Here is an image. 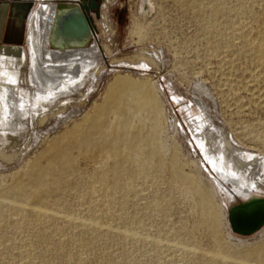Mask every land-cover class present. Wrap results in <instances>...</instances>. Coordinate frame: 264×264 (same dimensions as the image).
Returning <instances> with one entry per match:
<instances>
[{
  "label": "rangeland",
  "instance_id": "rangeland-1",
  "mask_svg": "<svg viewBox=\"0 0 264 264\" xmlns=\"http://www.w3.org/2000/svg\"><path fill=\"white\" fill-rule=\"evenodd\" d=\"M152 1L153 10L145 15L140 0H102L89 15L104 52L96 67L104 68L100 86L83 99L73 93L75 101L56 110H40L39 115L47 116L44 122L24 127L2 147L0 264H202L209 258L216 264H264L263 254L251 256L264 251V224L250 234L230 228L227 213L235 205L230 195L241 201L229 184L220 188L214 181L217 156L225 162L264 156V55L254 51L264 38V0ZM33 3L35 10L38 2ZM21 73V86L31 88L25 66ZM121 78L146 84L162 111L157 157L146 160L137 153L126 166L130 171L146 168L149 174L131 178L128 190L104 196L94 176L110 165L106 151L98 150L89 160L70 146L71 168L42 190L48 213L36 222L30 208L35 202L15 195L11 187L33 163L50 166V147L81 126L103 103L107 86ZM136 119L141 133L149 135L150 116L141 111ZM196 130L202 134L203 150L196 144ZM173 168L190 174L213 196L221 256L213 257V239L202 224L196 197L172 178ZM263 178V166L256 165L247 179L256 182L260 198ZM20 204L25 209L14 211ZM66 216L81 224L95 216L102 227L90 234L77 223L65 222ZM21 217L27 227L14 230ZM42 239L47 242L40 243Z\"/></svg>",
  "mask_w": 264,
  "mask_h": 264
},
{
  "label": "bare ground",
  "instance_id": "bare-ground-1",
  "mask_svg": "<svg viewBox=\"0 0 264 264\" xmlns=\"http://www.w3.org/2000/svg\"><path fill=\"white\" fill-rule=\"evenodd\" d=\"M83 1L85 0H36L38 2L36 9L32 11L28 20L26 48L19 49L15 54L0 55V155L2 147L11 139L10 136L19 137L24 127L31 125L33 128L34 125L45 121L47 116L39 115L40 110L50 108L51 112L52 107L56 110L64 103L71 102L74 99L71 97L73 93L78 92L77 98L83 99L100 86L104 68L96 70V67L100 64L104 52L96 43L91 22L82 15L78 7V3ZM106 2L102 4L104 9ZM140 9L145 15L150 14L153 10V1L140 0ZM216 12L217 9L214 13ZM209 21V24L213 25L216 20L215 18L213 20L212 16L209 17ZM99 24L104 28L103 20ZM89 40L91 41L88 43ZM51 43L57 47L51 48ZM254 51L260 56L264 55V38L257 42ZM24 66L25 76L31 83V88L21 86L23 82L21 69ZM62 110L65 111L64 108ZM141 111L146 112L151 118L149 135H143L140 131V123L136 115ZM161 115L162 111L146 84L129 78L116 80L107 86L104 101L93 114L87 116L81 126H73L63 143H55L50 147L51 165L42 166L37 162L33 163L25 172V178L15 181L11 191L25 198V201L32 199L35 202L30 208L36 222L40 223L48 213V206L42 199V190L48 182L54 185L57 177H63L70 170L71 160L68 153L70 146L76 147L89 160L96 157L98 150L106 151L110 165L94 176L101 185L104 196H108L111 192L128 190L131 178L146 176L150 172L146 168L130 171L129 167H126L131 164L134 155L142 153L146 160L157 157L160 143L156 132ZM203 141L202 134L197 133L196 130V144L201 150H203L201 147H204ZM217 158L214 167L215 183L220 188L222 183L229 184L241 201L238 203L235 196L230 195L232 201L235 199V205H232L227 213L230 228L229 218L232 220L239 213L252 214L253 211L258 225L263 224L264 198L255 194L256 182H248L247 179L254 166L259 165L264 168V156L246 155L232 162H225L220 156ZM172 162H175L174 156ZM156 166L158 170L161 169L160 160L157 161ZM172 178L183 182L188 191L196 197L202 224L213 239L215 250L213 257L221 256L224 249L218 238V212L213 203V196L206 194L190 174H183L173 168ZM13 208L14 211L21 212L25 209V205H15ZM64 220L68 224L77 223L90 234H94L102 227L95 216L85 224L67 216ZM27 225V221L21 217V222L16 223L13 229L21 231ZM116 233L123 237L130 236L127 231L116 230ZM39 242L47 241L42 239ZM56 247L55 249L59 250ZM260 253L264 256L262 249L251 256ZM65 257L72 258L70 254ZM202 264H216V262L213 258H209Z\"/></svg>",
  "mask_w": 264,
  "mask_h": 264
},
{
  "label": "crops",
  "instance_id": "crops-1",
  "mask_svg": "<svg viewBox=\"0 0 264 264\" xmlns=\"http://www.w3.org/2000/svg\"><path fill=\"white\" fill-rule=\"evenodd\" d=\"M33 0H0V55L11 54L27 43Z\"/></svg>",
  "mask_w": 264,
  "mask_h": 264
},
{
  "label": "water",
  "instance_id": "water-1",
  "mask_svg": "<svg viewBox=\"0 0 264 264\" xmlns=\"http://www.w3.org/2000/svg\"><path fill=\"white\" fill-rule=\"evenodd\" d=\"M82 15L87 19L84 13H82ZM254 213L255 211H253L252 214H249V213L240 214L239 213L235 215L232 220L229 218V221H230V224L233 230L239 231L242 234H250L256 229H258L261 225H263L264 222L263 224L258 225V221L255 219ZM244 231H249L250 233H245Z\"/></svg>",
  "mask_w": 264,
  "mask_h": 264
},
{
  "label": "flooded vegetation",
  "instance_id": "flooded-vegetation-1",
  "mask_svg": "<svg viewBox=\"0 0 264 264\" xmlns=\"http://www.w3.org/2000/svg\"><path fill=\"white\" fill-rule=\"evenodd\" d=\"M101 1L102 0H85L83 2H79L78 7L81 12L86 15L87 19L91 22L89 15L90 13L95 12L99 8L98 4H100Z\"/></svg>",
  "mask_w": 264,
  "mask_h": 264
}]
</instances>
